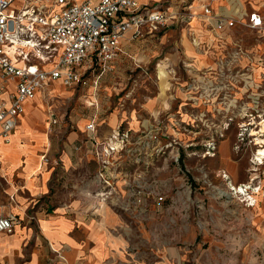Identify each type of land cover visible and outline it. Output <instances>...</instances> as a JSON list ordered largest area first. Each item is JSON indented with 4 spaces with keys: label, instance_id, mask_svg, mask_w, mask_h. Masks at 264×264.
<instances>
[{
    "label": "crops",
    "instance_id": "1",
    "mask_svg": "<svg viewBox=\"0 0 264 264\" xmlns=\"http://www.w3.org/2000/svg\"><path fill=\"white\" fill-rule=\"evenodd\" d=\"M173 2L175 0H170L164 11L175 10ZM199 3L193 2L196 13L200 12ZM213 10L227 17L251 12L264 16V0H215ZM189 26L201 40V49L193 46L188 36ZM174 28L179 29L184 40L178 47L180 51L164 54L156 62L154 71L162 86L157 88V96L138 106L119 104L111 109L96 101V90L101 80H105L106 72L100 76L97 86L91 85L88 89H66L60 81L49 82L33 99L24 102L23 113L17 119L9 142L0 137V215L12 213L22 220L12 234L0 233V264L183 263L180 250L175 251V247L154 245L145 235L142 238L146 239V250L138 249L134 243V224L141 218L146 223H154L160 215L164 219L169 216L168 209L161 204L152 202L148 208H143L134 203L133 188L142 184L137 179L143 168L127 164L125 158L118 155L113 156V160L118 158L116 165L108 169L115 178L113 196L101 202L96 196L101 184L95 179L98 164L94 157L95 143L110 138L118 126L137 135L152 128L160 129L183 117L182 111L190 105L183 95L193 91L176 89L177 82H171L172 79H178L182 71L200 76L203 69L214 67L216 56L222 53L216 40L198 21L193 20L188 25L175 23L157 32L147 30L141 36L127 32L120 44V56L127 47L131 52L143 48L156 52L158 36ZM143 36L148 39L130 44ZM257 39L256 48H264V27ZM210 45L213 48L207 51ZM9 56L12 57V53ZM120 56L111 65L117 64ZM88 71L86 77H89ZM98 74H93L92 78ZM160 74L162 79H159ZM164 81L168 88L162 95ZM15 83V80H0V86H4L0 101L8 104ZM51 100L58 104L50 105ZM61 101L66 105L65 111ZM52 119L55 123H51ZM91 121L95 125L93 133L86 130ZM29 214L34 215L35 221L27 220Z\"/></svg>",
    "mask_w": 264,
    "mask_h": 264
},
{
    "label": "rangeland",
    "instance_id": "2",
    "mask_svg": "<svg viewBox=\"0 0 264 264\" xmlns=\"http://www.w3.org/2000/svg\"><path fill=\"white\" fill-rule=\"evenodd\" d=\"M155 1L149 7L165 9L170 5V0ZM178 2L175 0L173 4ZM235 35L241 38L242 50L255 57L251 62L242 60L237 67V70L250 71L248 91L203 94L209 81L184 71L171 81L177 82L176 89L193 93L183 95L185 102L190 103L182 111L183 117L159 129L158 141L152 144L153 148L144 149L145 155L137 164L143 168L137 179L142 183L139 185L146 187L145 191L151 189L163 196V201L154 204H161L169 211L165 219L160 215L154 223H146L141 218L134 224V243L140 250H146L147 239L154 245L179 249L182 264H264V163L257 161L260 148L255 144L256 138L264 135L261 132L264 131L261 124L264 121V48H256V32L242 31ZM143 37L130 44L148 39ZM158 38L156 52L151 53L147 48L131 52L127 47L118 63L107 69L105 80H101L96 90L99 104L111 109L119 104L138 106L157 96L162 82L156 78L155 64L164 54L176 52L184 42L178 28ZM98 72L96 67L89 70V79ZM90 87L89 83L85 89ZM166 88L165 83L162 95ZM49 103L58 104L56 100ZM60 104L65 111V103ZM169 113L175 114V111ZM252 132L257 135L251 136ZM228 183L249 185L248 195L236 196L228 190Z\"/></svg>",
    "mask_w": 264,
    "mask_h": 264
},
{
    "label": "built area",
    "instance_id": "3",
    "mask_svg": "<svg viewBox=\"0 0 264 264\" xmlns=\"http://www.w3.org/2000/svg\"><path fill=\"white\" fill-rule=\"evenodd\" d=\"M195 1L200 2L199 13L194 11ZM214 2L179 0L175 10L166 12L139 0H0V80L16 81L8 104L0 101V137L9 142L17 119L23 113L24 102L33 99L47 83L60 81L67 88H85L89 83L97 86L100 76L120 56V44L130 31L133 36H141L147 30L157 32L175 23L188 25L193 20L198 21L222 50L216 56L214 67L199 73L209 81L202 93L214 96L222 92L248 91L250 71L247 68L237 70V67L242 60L251 62L255 57L242 50L241 38L235 34L252 31L259 35L264 27V16L251 12L245 16L227 17L213 10ZM188 36L195 48L203 47L190 26ZM212 48L210 45L206 50ZM94 66L100 71L90 80L86 73ZM193 89L199 91L198 87ZM3 91L4 86H0V94ZM86 130L95 131L93 121ZM158 131L159 128H152L131 135L118 126L110 138L95 143L94 157L98 164L95 179L101 184L96 196L101 202L113 196L115 178L108 171L118 160H113V156L118 155L125 158L127 164L137 165L145 155L144 149L153 148L152 144L158 141ZM144 189L139 184L133 188L135 204L146 208L152 202L163 201V196ZM27 220L35 221L34 215H27ZM21 221L12 213L0 215V233L12 234Z\"/></svg>",
    "mask_w": 264,
    "mask_h": 264
},
{
    "label": "bare ground",
    "instance_id": "4",
    "mask_svg": "<svg viewBox=\"0 0 264 264\" xmlns=\"http://www.w3.org/2000/svg\"><path fill=\"white\" fill-rule=\"evenodd\" d=\"M261 124H262V126H264V121H261ZM262 129H264V127H262ZM261 132H264V131H261ZM255 135H257L256 132L251 133V136H255ZM258 137L259 138H256L255 144L260 149L257 150L256 155H257L258 163L261 164V163H264V135H259ZM251 180H253V178ZM249 184H251V183H249ZM249 188H250L249 185H242V184L241 185H233L232 183H228V190L233 191L236 196H241V197L247 196L248 194L246 192H247V189H249ZM242 201H244V200H242ZM253 205H250V206H253Z\"/></svg>",
    "mask_w": 264,
    "mask_h": 264
}]
</instances>
